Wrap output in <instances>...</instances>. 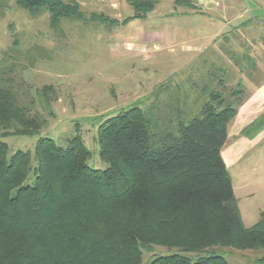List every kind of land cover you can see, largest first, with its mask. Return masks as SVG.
<instances>
[{"label":"trees","instance_id":"trees-1","mask_svg":"<svg viewBox=\"0 0 264 264\" xmlns=\"http://www.w3.org/2000/svg\"><path fill=\"white\" fill-rule=\"evenodd\" d=\"M128 1L148 9L155 2ZM16 3L31 15L46 9L53 28L81 16L76 0ZM20 98L14 78L0 69L3 137L35 134L46 121ZM242 101L234 105L211 92L193 116L176 107L166 119L128 107L97 127L104 169L88 165L91 153L79 134L66 147L39 137L32 153L9 154L0 139V264H141L152 245L185 253L264 249V213L243 224L221 155ZM149 264L228 263L211 253L195 260L158 255Z\"/></svg>","mask_w":264,"mask_h":264},{"label":"rangeland","instance_id":"rangeland-1","mask_svg":"<svg viewBox=\"0 0 264 264\" xmlns=\"http://www.w3.org/2000/svg\"><path fill=\"white\" fill-rule=\"evenodd\" d=\"M76 1L81 16L62 18L53 28L46 9L31 15L16 0H0V69L14 78L30 112L46 120L35 134L0 135L9 154L32 153L39 137L66 147L79 134L91 153L88 165L104 169L107 163L99 157L97 141V127L104 119L131 106L159 111L163 119L170 112L174 117L177 107L191 117L211 92L234 105L246 95L241 86L249 85L254 64L247 63L241 72L244 65L233 57L236 46H225L228 52L222 57L202 49L212 25L208 13L198 14L173 0H155L150 9L128 0ZM236 137L231 131L222 156L224 148L231 155ZM226 166L242 222L249 227L264 213V139L241 155L235 152ZM32 179L29 175L25 183ZM211 253L228 264H264V249L215 246L185 253L157 245L143 249L141 264L158 255L182 254L195 260Z\"/></svg>","mask_w":264,"mask_h":264},{"label":"crops","instance_id":"crops-1","mask_svg":"<svg viewBox=\"0 0 264 264\" xmlns=\"http://www.w3.org/2000/svg\"><path fill=\"white\" fill-rule=\"evenodd\" d=\"M173 2L185 9L197 11L198 14L210 15L212 23L208 26L210 34L203 42L205 47L202 49L206 52L215 51L218 57L219 55L222 57L223 53L228 52L225 46L232 48L236 46L238 52L233 57L238 56L239 60L236 62L244 65V68L240 67V71L246 72L247 63L254 64L253 73L248 77L251 79L249 85H242L246 95L237 113L228 123L227 139L231 131L237 136L235 142L237 145H233L231 155L227 154L225 148L222 150L225 164L230 163L235 152L241 155L264 139V0H247L250 13L242 12L243 5L237 0L195 2L173 0ZM210 45L215 46L217 50H211Z\"/></svg>","mask_w":264,"mask_h":264},{"label":"built area","instance_id":"built-area-1","mask_svg":"<svg viewBox=\"0 0 264 264\" xmlns=\"http://www.w3.org/2000/svg\"><path fill=\"white\" fill-rule=\"evenodd\" d=\"M237 1H239L243 5L242 12L250 13V8H249V5L247 3V0H237Z\"/></svg>","mask_w":264,"mask_h":264}]
</instances>
